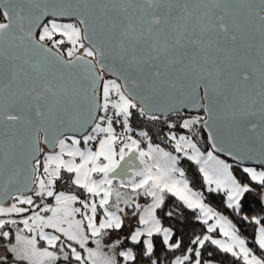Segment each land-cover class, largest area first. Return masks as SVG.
<instances>
[{"label":"snow or ice","instance_id":"1","mask_svg":"<svg viewBox=\"0 0 264 264\" xmlns=\"http://www.w3.org/2000/svg\"><path fill=\"white\" fill-rule=\"evenodd\" d=\"M0 9V264H264V0Z\"/></svg>","mask_w":264,"mask_h":264},{"label":"trees","instance_id":"2","mask_svg":"<svg viewBox=\"0 0 264 264\" xmlns=\"http://www.w3.org/2000/svg\"><path fill=\"white\" fill-rule=\"evenodd\" d=\"M0 19H2V17H0ZM200 114H201V113H200ZM204 139H205V143L207 144V136L205 135V133H204ZM156 141L159 142V138H156ZM183 166H184L186 169H190V170H189V173H188L190 177H192L193 175L196 174V173H195V167H194L193 165H191L190 163L185 162ZM238 175H242V174H239V173H238ZM196 186L199 187V186H200L199 183H197ZM251 199H252V201H253V207L256 209V211H260V210H261V205L258 204V203H256V200L258 199V197H257L255 194H253V196L251 197ZM210 200H211V198H210ZM211 202H212V203L214 204V206H216L218 209H220V210H224V209L222 208V205H221L219 199L211 200ZM226 214H227V212H226Z\"/></svg>","mask_w":264,"mask_h":264},{"label":"rangeland","instance_id":"3","mask_svg":"<svg viewBox=\"0 0 264 264\" xmlns=\"http://www.w3.org/2000/svg\"><path fill=\"white\" fill-rule=\"evenodd\" d=\"M202 114V113H201ZM201 134H202V137H203V139L201 140V143L202 144H206L205 143V139H204V131H203V129H201ZM156 142H158V141H156ZM223 158V157H222Z\"/></svg>","mask_w":264,"mask_h":264},{"label":"water","instance_id":"4","mask_svg":"<svg viewBox=\"0 0 264 264\" xmlns=\"http://www.w3.org/2000/svg\"><path fill=\"white\" fill-rule=\"evenodd\" d=\"M0 11H2V9H0ZM205 135L207 136V130L203 129Z\"/></svg>","mask_w":264,"mask_h":264}]
</instances>
